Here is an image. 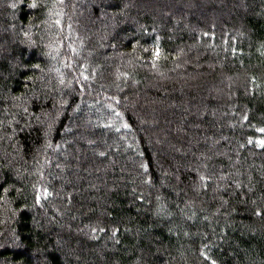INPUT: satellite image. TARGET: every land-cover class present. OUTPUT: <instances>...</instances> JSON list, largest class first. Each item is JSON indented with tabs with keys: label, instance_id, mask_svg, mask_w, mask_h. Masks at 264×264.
Listing matches in <instances>:
<instances>
[{
	"label": "trees",
	"instance_id": "16d2710c",
	"mask_svg": "<svg viewBox=\"0 0 264 264\" xmlns=\"http://www.w3.org/2000/svg\"><path fill=\"white\" fill-rule=\"evenodd\" d=\"M0 264H264V0H0Z\"/></svg>",
	"mask_w": 264,
	"mask_h": 264
},
{
	"label": "rangeland",
	"instance_id": "374dc122",
	"mask_svg": "<svg viewBox=\"0 0 264 264\" xmlns=\"http://www.w3.org/2000/svg\"><path fill=\"white\" fill-rule=\"evenodd\" d=\"M161 15H163V16H165V17H166V15H164V14H161Z\"/></svg>",
	"mask_w": 264,
	"mask_h": 264
}]
</instances>
